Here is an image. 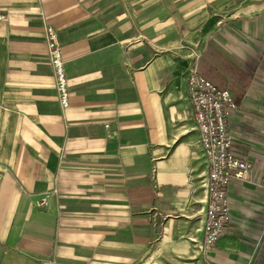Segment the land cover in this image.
I'll list each match as a JSON object with an SVG mask.
<instances>
[{"label":"crops","instance_id":"crops-1","mask_svg":"<svg viewBox=\"0 0 264 264\" xmlns=\"http://www.w3.org/2000/svg\"><path fill=\"white\" fill-rule=\"evenodd\" d=\"M196 47L238 105L232 149L252 163L200 264H264V0H0V264H140L157 221L192 211Z\"/></svg>","mask_w":264,"mask_h":264},{"label":"rangeland","instance_id":"rangeland-1","mask_svg":"<svg viewBox=\"0 0 264 264\" xmlns=\"http://www.w3.org/2000/svg\"><path fill=\"white\" fill-rule=\"evenodd\" d=\"M49 30L56 36V48L59 52L61 66L66 78L61 53L62 46L59 41L57 31L52 26L47 25L45 28V38L48 47V60L53 69L57 97L61 106L59 91L56 86L58 80L56 77L54 65L50 58L51 50L48 37ZM201 56L202 48L200 47H196L195 50L189 52V68L185 89L186 98L191 107L194 129L198 133L201 153L203 157V162L199 165L196 164V168L193 171V175H195L194 178H196L197 181L196 184L198 186V189H196L197 191L195 192L192 204L190 206L192 211L183 213L182 215L170 217L167 220L159 219L157 221L156 239L151 244L145 255L142 256L140 264H200L201 254H204L207 250H209L213 245L216 244L217 240L223 235L228 224L231 222L229 199L227 195L229 184L235 180L244 181L252 169V163L250 162V160L246 156L237 154L232 149L235 136L230 129L229 118L238 108V105L229 90L218 87L200 72L199 61L201 59ZM215 92H217L218 95L220 94L222 99V95L227 93L230 96L232 103H234V108H228L226 104H224L222 107V102L220 101L219 97H213V93ZM199 98H201V104L204 107H209L216 103L218 105L220 118L214 111L199 107ZM67 109L62 108V111H67ZM200 111L202 112L201 115L205 122V132L203 130L202 123L200 128V124L197 120V116L199 115L198 113ZM216 121L218 122L219 130L220 127L222 129L219 132L213 128L214 125L215 128L217 127ZM224 121L226 133H224L223 131ZM229 139L230 146L226 149V154H230L234 158L247 164L248 169L243 173L242 177H240L241 175L236 177V171L234 173L233 170H221V172L219 171V154H222V151L218 149L219 147L217 144H220L223 141H229ZM212 175H216V178H212ZM202 191H204L206 200L205 209L202 212V215H200L198 212L202 207ZM44 202L45 199H41L36 204L40 205ZM214 205L217 206V210L213 209ZM223 216H226V218L223 219V222L221 221V219L219 220L221 223V233H218V230H214L213 228V226H215V223L218 224V221H216L214 224H211V219L212 217L219 218ZM201 218L203 221L202 227L200 222ZM201 232L202 238L200 240ZM213 238L215 239L212 243H210Z\"/></svg>","mask_w":264,"mask_h":264},{"label":"built area","instance_id":"built-area-1","mask_svg":"<svg viewBox=\"0 0 264 264\" xmlns=\"http://www.w3.org/2000/svg\"><path fill=\"white\" fill-rule=\"evenodd\" d=\"M48 37H49V41H50L49 46H50V50H51L50 58H51V61H52L53 65H54L56 77H57V80H58L57 83H56V86H57V89L59 91L60 103H61V106H62L63 109H67L68 105H69V103H68L69 94H68V90H67L66 78H65V75H64V72H63V68H62L61 62H60L59 52H58V50L56 48V46H57L56 45V36L53 33H51L50 30H49ZM213 97H215V98L219 97L220 101L222 102L221 103L222 107H223L224 104H226V106L228 108H230V107H231V109L234 108V103H232V100H231L230 96L227 93L222 95V97H223V99L225 101L221 98L220 94L219 95L217 94V92L213 93ZM201 103H202L201 98H199V100H198V106L199 107L207 109V110L214 111L218 115V117L220 118L218 105L216 103H214L212 106H209V107H204V106H202ZM198 114L199 115L197 116V120H198V122L200 124V128H201V123H202L203 130L205 132L206 131L205 122H204V120L202 118V115H201L202 112L200 111ZM216 123H217V127L215 128V125H214L213 128L216 131L219 132L222 129L220 127V130H219L218 122L216 121ZM224 125H225V121L223 123V131H224V133H226L225 132L226 129H225ZM206 145H207V143H206ZM217 145L219 147L218 149L220 151H222V154L221 153L219 154V160H220V166H218L219 167V171L221 172V170H223V171H225V170H233L234 173L236 171V177L240 176V175H241L240 177H242L243 173L245 171H247V169H248L247 168V164L242 162V161H240V160H238V159H236V158H234L230 154H228V155L226 154V149L229 148V146H230V139H229V141L228 140L227 141H223V142H221L220 144H217ZM211 177L215 179L216 175H212ZM213 199H214V197H213ZM213 209L217 210V206L214 205ZM224 218H226V216L219 217V218L218 217H212V219H211V224H214L216 221H218V224L215 223V226H213L214 230H218V233H221V223H220L219 220L221 219V221L223 222ZM214 239L215 238H213L210 243H212Z\"/></svg>","mask_w":264,"mask_h":264}]
</instances>
